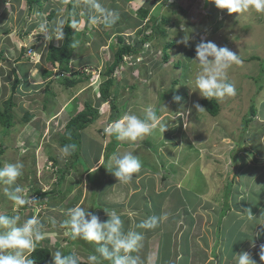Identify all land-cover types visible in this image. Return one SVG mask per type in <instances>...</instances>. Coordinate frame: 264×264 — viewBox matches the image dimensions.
<instances>
[{
    "label": "rangeland",
    "instance_id": "obj_1",
    "mask_svg": "<svg viewBox=\"0 0 264 264\" xmlns=\"http://www.w3.org/2000/svg\"><path fill=\"white\" fill-rule=\"evenodd\" d=\"M72 2L71 12L75 23L77 45L73 51L75 62L72 61L70 66L73 67L72 70L84 72L86 70L85 74L91 77L81 78L78 85L66 87L57 83L56 78L59 77L57 69L50 63H44L45 48H39L41 53L38 54V51L30 58L25 57L26 60L22 58L24 62L27 61L28 71L25 81L22 80L17 86L18 90L14 92L16 101L12 114L14 125L5 130L4 125L0 123V144L2 142L5 145L0 159L3 161L1 166L18 161L23 163V175L18 179V184L25 187L28 194L37 200L32 206L22 207L16 212L14 202L10 201L3 192L5 185L0 184V213L19 214L21 223L33 215H38L48 235L44 240L37 242V246L49 247L52 255L56 250L64 249L79 255L81 250L79 246L65 245L68 236H64L60 224L68 219L66 215L68 208L82 204V207L88 208L93 214H97L98 210L104 211L101 214V221L107 219L106 213L116 210L124 222L125 232L136 231L143 234L142 247L138 252L133 253L140 258L139 264H237L236 255L243 251L235 252V249L245 248L248 243L253 244L255 240H260L256 228L260 219L259 213H262L261 219L264 222V178L257 173L262 171L258 168L264 167V162L261 165L260 159L257 161L256 157L254 158L255 154L252 153H255V149L252 144L249 145L251 143L249 141L254 137L256 139V134L260 132L259 117L264 116V13L249 10L245 13L229 14L226 9H218L212 0H166V3L163 0H100L106 9L113 10L119 15L114 25L103 27V23H91L90 17L98 14L86 6L84 0H72ZM42 3V10L37 7L35 10L34 7L30 13L24 0H7L3 5L0 4V50L2 49L0 108H4L3 101L11 94L13 81L11 69L17 65L14 57L17 56L20 45H26L27 48L33 45L32 49L36 51L35 46L40 47L41 38L47 36H51L55 44L57 40L52 36L55 35L56 22L59 20L65 22L67 18L68 0H47ZM146 6L149 11L143 18L138 13V9ZM50 9L55 11V16L47 19L46 15ZM162 14L170 20L165 24L166 32L153 33L150 42L144 45L136 44L141 37L143 26L145 24L152 26L151 30L147 29V32H152L153 25ZM150 15L156 17L155 22H149ZM42 20L49 22V32L46 35L38 33V24ZM135 21L139 22L138 25L134 24ZM5 27L10 29L8 34L1 32ZM18 34L22 42L17 41ZM117 35H123L125 42L132 44L138 52L126 55V62L114 73L116 76L120 74L119 78L115 76L113 92L116 108L121 115L113 121L127 113L143 118L145 109L152 106L166 124V128L163 133L155 130L143 140L137 141V145L129 146V148L135 147L134 149H126L124 146L126 141L121 142L115 155L123 154L125 153L123 150H128L133 152L143 165L142 159L146 158V155L152 157L147 160L154 163L159 175L165 173L168 177L162 180L159 178V187L165 190L164 186L167 184L173 185L167 188L170 195H172L171 189L175 190L176 187L191 190L190 193L186 190L187 194L183 197L192 207L200 204L202 199H208L202 202L206 207H200L199 211L192 213L193 216L201 215V218L198 217L197 223L191 227V251L189 243L178 244L174 241L168 243L170 235H165V231L161 230L160 224L158 227V223L153 229L139 227L141 221L155 216L154 213L158 210L157 197L149 196L147 198L149 200L142 198L141 187L139 192L127 200V204L107 207L112 203L116 204L111 203V200H118L117 194L113 191L116 186L111 190L110 185L101 196L105 205L96 207L98 193L101 192V188L106 187L103 184L108 175L101 180L102 170L94 171V169H97L96 167L102 162V151L111 139L105 129L113 121L107 120L109 103L98 97L95 83L102 79L99 72H102L104 66L113 59ZM3 37L9 43L3 42ZM168 41L173 44L167 48L169 57L164 61L163 45ZM201 41H211L218 47H227L237 53L241 59L240 64H233L227 72L228 81L236 88V95L226 96L223 99L212 98L220 106L219 113L215 117L204 109L200 102L202 96L198 91H193L196 89L190 83L199 67L193 59L196 56L195 47ZM134 55L138 57L137 67L131 68L128 64ZM250 56L257 58L249 60ZM36 60H40V63H35ZM41 66L42 71H40ZM37 74L40 76L39 81L34 79ZM19 76L21 79L24 78L22 74ZM51 79L53 81L50 84V92L53 94L47 93L46 90L47 82ZM77 94L78 97L75 96ZM175 96L181 99L174 101ZM66 100H70L68 106L64 105ZM86 100L100 109L99 117L84 130L80 143L79 155L92 172L87 178L86 173L79 166L77 170L71 169L65 173L62 181L58 182V168L65 169L69 157L61 156L58 136L64 131L65 122L83 107ZM251 104H254L257 116L255 115L248 123ZM196 105L203 109H197ZM24 110H29L33 116L31 120L23 123L21 118ZM246 123L247 127L244 131L243 126ZM7 131L8 134H5ZM146 143L149 146L145 145ZM144 149L149 150L145 152ZM98 155H100L99 159L94 161ZM142 164L141 172H144L145 167ZM171 172L175 175H170ZM149 174L152 175L151 172ZM109 179H112L111 176ZM144 179L141 180L142 183ZM87 180L93 182L89 184ZM98 181L102 182L92 192L94 187L92 184L94 182L98 184ZM228 181H231L228 197L230 209L224 213L218 223L219 213L225 200L224 188ZM112 182H116V179ZM133 182L131 181L130 184ZM145 185L148 186L149 183ZM36 186L40 187L41 191L52 189L56 191L44 196L41 201V198L38 199L37 196L29 193L30 187ZM127 186H129L127 190L135 187ZM198 190L210 195H194L193 191ZM253 192L259 196L252 197ZM234 196L241 209H236ZM127 205L136 211L127 210ZM178 222L182 223L183 229L177 230L176 236L178 239H184L185 229L190 231V227L186 228V225L190 223L186 218ZM261 229L263 234L264 225ZM160 230V233L157 232ZM151 231L163 235L165 243L157 244L153 241L155 238H148L146 241L148 235L153 233ZM255 244L257 245V242ZM257 246L252 249V255L249 254L254 262H256L254 252L257 251L256 254L261 250L264 252L262 247L264 245ZM95 247L94 242L86 241L85 253L79 256L87 260V257L95 252ZM182 249L190 253H182ZM214 249L218 252L217 256H213ZM200 250L204 251L200 252ZM260 258L264 264V255ZM98 262L102 264L103 260Z\"/></svg>",
    "mask_w": 264,
    "mask_h": 264
},
{
    "label": "clouds",
    "instance_id": "obj_2",
    "mask_svg": "<svg viewBox=\"0 0 264 264\" xmlns=\"http://www.w3.org/2000/svg\"><path fill=\"white\" fill-rule=\"evenodd\" d=\"M6 1L2 0L0 4L3 5ZM24 3L27 6L26 0H24ZM84 3L98 14L90 17L91 23L93 24L103 23L104 26L111 27L119 19L118 13L106 9L100 3V0H84ZM212 3L218 9H226L229 14H240L248 12L249 10L264 13V0H212ZM33 9L34 7L32 11ZM35 10H37L36 6ZM64 25V20L56 22L55 35L52 38L54 37L58 41L64 39ZM72 26L74 27L75 23ZM5 29L6 27L1 31L2 34L9 33L10 29L7 32ZM48 32L49 22L42 20L38 24V33L46 35ZM16 36L17 40L21 42L20 34ZM2 40L3 42L7 41L4 37ZM57 43L55 44L57 45ZM40 46L42 49L45 48V45H41V40ZM22 47L26 50L28 46L21 44L19 52ZM37 52L39 54L42 51L37 49L33 54ZM195 53L196 56L193 60L199 67L196 70L194 78L190 81L196 89L193 91H198L202 97L208 100L211 98L223 99L226 96H235L236 88L234 84L228 81L227 72L233 64L241 63L239 55L227 47H218L211 41H201L198 43L195 47ZM31 55L27 54L26 51L24 52L26 58H30ZM125 56H123L121 64L126 62ZM137 58L135 55L132 56L129 62L130 65L128 64V66L131 68L137 67ZM35 63H40V60H36ZM115 71L113 72V76H116L114 74ZM119 76L120 74L116 78H119ZM100 82L101 80L95 83L97 93ZM91 85L93 86V84ZM180 99L181 97L179 96L173 97L174 101H179ZM196 108L203 109L199 105H196ZM82 109L83 107L78 109L77 113ZM165 128L166 124L157 115L156 109L149 106L145 109V116L143 118L131 113L124 114L121 118L113 121L105 131L108 135L115 136L117 140L136 142L143 140L145 136L152 134L155 130L163 133ZM75 147L74 144L64 145L59 149L61 156H70ZM111 160L112 165H110L109 171L116 178V181L122 184L130 183L134 174L139 173L141 170V161L132 152L113 155ZM23 169L24 165L19 161L16 163H5L3 166H0V184L5 185L3 192L10 201L14 202V211L16 212L22 207L32 206L37 200L28 194V190L25 187L18 184V179L23 175ZM66 215L68 219L62 221L60 224L62 233H64V236H68L67 241L66 239L64 240L66 241L65 245H74L71 242L76 239L94 242L96 245L95 252L85 260L88 264H101L98 262L100 260H103L102 264H105L104 261H108L109 264H139L140 258L133 255V253L138 252L142 247L143 234L136 231L125 232L123 230L124 222L116 210L106 213L107 219L101 221L88 208L82 207V204H77L68 208ZM157 223L158 218L156 216H150L141 221L139 227L153 229L157 226ZM47 235L48 233L44 231V225L41 223L38 215H33L21 223V216L19 214L7 215L0 213V264H34V261L29 257L36 250L37 242L44 240ZM76 246L81 248V250L79 249V255H83L85 253L84 248L81 245ZM79 255L75 252L65 255L62 250H56L52 255V264H81V260L84 257H80ZM262 255H264V252H262ZM236 256L238 257L237 264H255L248 252H241Z\"/></svg>",
    "mask_w": 264,
    "mask_h": 264
},
{
    "label": "trees",
    "instance_id": "obj_3",
    "mask_svg": "<svg viewBox=\"0 0 264 264\" xmlns=\"http://www.w3.org/2000/svg\"><path fill=\"white\" fill-rule=\"evenodd\" d=\"M42 1L45 2L47 0H26L27 11L30 13L32 11V8L35 6L42 10L43 8ZM163 2L166 3V0H163ZM72 5H73L72 0H68L67 6L70 12L68 11L67 16H66L67 18L65 20V25L63 26L64 39L62 41H58V44L56 45L54 44V41L51 40V36L41 38V45H45V52L43 55L44 63H50L54 68L57 69V73L59 77L56 78L57 79L56 81L62 85L64 84V86L66 87H72L74 85H78L79 81H81V78L89 79V76H90V75L85 74L86 71L84 72L80 70H72L73 67L70 66V63L72 61L75 62V57H74L75 55L73 51L75 50L76 45H77V42L75 39L76 30H74V27L72 26L74 23L72 19V12H71ZM148 11H149V8H147V6L140 7L138 9V13L143 18L148 14ZM54 16H55V11L53 9H50L47 14V19L54 18ZM160 17L161 18L158 21H156L155 16L150 15L148 17L149 22L156 21L155 25H153V30L152 32L150 31L147 33L146 30L148 28H150L151 30L152 26L145 24L140 32L141 37H139V40L138 42H136V44L144 45L145 43H148L152 40L153 33L164 34L166 32L165 24L170 21L169 17H166L164 14H162ZM87 21L88 19L86 18V22ZM135 23L136 25H138L139 22L135 21L134 24ZM103 27H106V26L103 25ZM8 30L9 28L6 27L5 31L7 32ZM23 33L27 34V32H23ZM82 33L84 34V31ZM116 43H117L116 49L113 52L112 61L104 66V70L102 72L101 71L99 72V74L102 76V79L98 87V97L102 99L103 101H106L109 103V111H108V118H107L108 121H113L114 119H116L117 117L121 115L120 111H118V109L116 108V103H115V94L113 92V87L115 85V76H113V72L122 63L124 55H133L136 52H138V49L132 46V44L125 42V37L123 35L116 36ZM172 44H173L172 42L168 41L167 43L163 45L164 53L162 55V58L164 61L167 60V58L169 57L167 53V48L170 47ZM24 52H25V48L22 47L21 51L18 53L16 57L17 61H23L22 58L24 56ZM0 56H1V52H0ZM256 58H257L256 56H250L248 59L250 60V59H256ZM56 62H58V65H56ZM18 67H19V71L16 69V67H13L11 69V73L13 75V81L11 84V94L3 101L4 108H0V123L4 125L5 130L11 128L14 125V122L12 119L13 107L16 106V101L14 99L15 97L14 92L16 91L17 86L21 84L22 80L25 81L26 73L28 71L27 63L24 61L20 63ZM42 70H43V67L40 71ZM19 74H22L24 78L21 79V76H19ZM44 74L46 76V73ZM52 81H53L52 79L49 80L46 86L47 93L49 94H53V92H50V84L52 83ZM200 102L203 105L204 109L211 116L215 117L218 115L220 106L218 102H216L214 99L211 98L210 100H208L202 97ZM254 107H255L254 104L250 105L251 112L248 116V120H247L248 123L256 115ZM44 108H46L45 105H44ZM99 112H100V109L98 107L93 105L89 100H86L83 103V109L79 111L77 114H75L74 116H71L66 121L64 131L58 136V144L60 147H63L64 145H68V144H74L76 147L74 150H72V154L69 156L70 158L66 163L65 169L60 168V167L58 168V172H57V175L59 174L58 182L62 181L65 173L69 172L71 169L77 170L79 166H81L82 171L86 173L87 178L89 177V174L92 172L90 170V167L89 166L87 167L83 163L82 158L79 155L80 143L83 137V131L87 128V126H89L99 117ZM32 116H33L32 112H30L29 110H24L21 121L23 123L28 122L29 120H31ZM246 127H247V123L246 125L243 126L244 131L246 130ZM8 132L9 131H7L5 134H8ZM120 143L121 141L117 140L115 136H111L109 143L105 145L102 151V157H103L102 162L99 164V166L96 169V170H102L103 178H101V180L105 179L107 175H110L111 172L109 171V169H110V163H112L111 156L117 154V151H118L117 146L120 145ZM131 145L132 146L137 145V141L136 142L126 141L124 146H126V149H127V147ZM145 145H148V144L146 143ZM134 148H131V149H134ZM4 150H5V145L1 142L0 154H2ZM99 157L100 155L94 158V161H97ZM232 158H234L233 155H232ZM54 161L56 162L55 159ZM142 161L144 162L147 160L142 159ZM2 162H3L2 159H0V166ZM162 177L164 178L165 176H162ZM87 181L89 182V184L93 182L89 180ZM98 182H99L98 184L95 182L92 184L94 185L92 192L95 191L97 186L102 181H98ZM230 187H231V181H228L224 188V199L225 200L221 208V211L219 213L220 220L218 221V223H220L222 217L225 215L224 213H226L230 209L229 207L230 204L228 203ZM55 191L56 189H52L49 191H41L40 187H37V186L30 187L29 189V193L33 196H37L38 199L41 198V201L43 200L44 196L49 195ZM217 238L218 237H216V239ZM71 243H73L74 245H81L85 250L86 240L76 239V240H72ZM62 252L65 255L71 254V252L65 249L62 250ZM217 254L218 252H216L214 249L213 256H217ZM29 258L34 261V264H52L51 250L47 246H43V247L36 246V250L30 255ZM104 263L109 264V262H105V261ZM81 264H88V262L82 259Z\"/></svg>",
    "mask_w": 264,
    "mask_h": 264
},
{
    "label": "crops",
    "instance_id": "obj_4",
    "mask_svg": "<svg viewBox=\"0 0 264 264\" xmlns=\"http://www.w3.org/2000/svg\"><path fill=\"white\" fill-rule=\"evenodd\" d=\"M57 42H58V40H57ZM5 43L7 44L9 42L6 41ZM40 47H36V50L39 49ZM18 53H19V51H18ZM18 53L16 55H18ZM16 57L17 56H15L14 58L16 59ZM24 58H25V56H24ZM22 62L23 61H17V65L14 66V67H16V69L18 71H19V67L18 66ZM27 70H28V65H27ZM38 75L39 74H37L35 76V78L34 77L33 78L36 79V80H38L39 77H40ZM58 84H60V83H58ZM78 95L79 94H77L75 96L78 97ZM71 96H73V94ZM64 102H66L65 104L63 103L64 105L67 104V106H68L70 104V100L69 101L66 100ZM259 125H260V127H259L258 130H260V132H258L256 134V139L254 137L251 141H249V142H251L249 145L252 144V147L255 149V153H252V154L253 155L255 154L254 158L256 157V160L257 161H258V159H260V162H261V165H262V163L264 162V116L263 117H259ZM98 127L101 128V126H99V125H98ZM121 142H123V141H121ZM117 147H119V145ZM128 148H129V146L127 147V149ZM148 150L149 149H144L145 152H147ZM123 152H129V151L128 150H125V151L123 150ZM259 156H261V157H259ZM250 157H251V155L248 156V158H250ZM150 158H152V157H148L146 155V158H144V159L147 160V159H150ZM143 166L145 167L143 169L144 172H141V170H140L139 173L134 174V180H132V181H134L133 184H130V183H128V184H122L119 181H116V182H112L111 183V181H113V179H116V178H113L114 176L112 175V173H110V175H108V177L104 181V184L102 183L106 187L104 188L102 186L103 188H101V192L99 191V193H98V196L99 197L97 196L96 207L97 208H100L102 206V204H104L101 196L104 194V192L107 191L108 186H110V185L112 186L111 187V190H112V188H114L116 186L115 187L116 189L114 188L113 191L117 194L116 196L118 197V200L117 201H112L111 198H110L111 203L114 202L116 204H113L112 203L110 206H107L106 205L107 207H113L115 205L118 207L119 204H127V200H129V198H131V196L133 194H135L136 192H139V188L141 187L142 188V191H143L142 192V198L144 197V198H146V200H149V199H147L149 196H151V197H154V196L157 197V199H156L157 201L155 199H154V201H156V208L158 210L154 213V215L157 218H159V220H158V227H159V224H160L161 230H164L165 231V235H167V234L170 235L169 236V239H168V243L171 242V241H174V243H178V244H180V243H189V250L191 251L192 250L191 249V246H190V243H191V240H192L190 238V237H192L191 236V227L194 226L193 225L194 223H197V220H198L197 218L198 217L201 218V215H198L196 213L197 216H193L192 213H195V211L196 212L199 211L200 210V207L201 208L206 207V205L205 204H202V202L203 201H206L208 199L207 198L206 199H202L200 204H197L196 207H192L189 203H186L185 198L183 197V196H185V194H187L186 193V190L187 189H182L180 187H176L175 190L171 189L172 190V195H170L168 193L169 190L167 188H169V186H173V185H168L167 184L166 186H164L165 190H168V191L162 190L159 187L160 186L159 185L160 184L159 178L161 180L162 179H165V178H168L167 175H164L165 173L164 174L161 173L159 175L158 168H156V166H154V163L152 161H148V160L147 161H144V165ZM258 169H262V171H258L257 173L259 175H261L260 177L264 178V167H259ZM150 172L152 173V175L149 174ZM173 173L174 172H171L170 175H172ZM255 174H256V172H255ZM174 175L175 174H173L172 176H174ZM109 176H111V178H112L111 180L109 179ZM162 176H165V177L163 178ZM143 179H144V183L141 182V180H143ZM260 180H261V184H262V179L260 178ZM164 182H165V180H164ZM146 183H149V185L146 186L145 185ZM168 183L170 184L171 182H168ZM127 185H131V187L133 185L135 187L129 189L130 190L129 191V190H127L129 188V186H127ZM136 187L138 188V190H136ZM187 191H188V193H190L191 190H187ZM193 192H194V195H203V194L204 195H210V193H207V192H205V193L199 192V190L198 191H193ZM107 193H106V195L108 196ZM251 196L256 198L257 196H259V194L253 192ZM234 199L236 200V203H237L238 201L235 198V196H234ZM159 200H160V203H159ZM236 209H241L239 207V203H237V208ZM127 210H129L131 212L136 211V209L134 210V209L128 207V205H127ZM97 212L98 213L97 214L95 213V215H97L99 218H101V214L104 213V211L98 210ZM258 215H259L258 217H260V219L258 220V224L256 225V228L259 231L257 233V236L260 237V240H258L257 238H255V239H257L255 241L257 242V245H264V233L262 234V229H261V226L264 225V222H263V219H261L262 213H259ZM181 217H183V219ZM184 218H186V221L188 220L189 223H190V224H187L186 225V228L187 227H190V231H188V230L185 229V231H186V232L184 231L185 238L184 239H181V238L178 239L177 236H176L178 234L177 230L178 231H182L181 229H183L182 228V223H179L178 221H181V220L184 221ZM176 221H177V223H175ZM167 222H168V224H167ZM174 223H175V225H174ZM161 230L160 231H157V232L160 233ZM151 232H153V233H150L148 235L149 237L146 238V241H147L148 238H150V239L155 238V240H153V241L157 242V244H162L163 245L165 243V239H163L164 238L163 235H159L156 231H151ZM223 241H225V240H223ZM152 243H154V242H152ZM255 243H253V244L248 243L247 244V247H245V248L244 247H237V249H235V252H238L240 250L243 251V252H247L248 249L251 247V249H249V251H248L249 254H251L252 249L255 248V246H256V248L258 247ZM154 244H156V243H154ZM244 244H245V242H244ZM201 251H204V250H200V252ZM181 252L182 253H187L186 251H183V249L181 250ZM256 252L257 251L254 252V257H255V261H256L255 264H257V263H259V264L261 263L262 264L263 263V260L260 258V256L262 255V252L263 251L262 250L261 251H258L259 254H256ZM188 253H190V252H188ZM155 254H156V250H155V252H153V255L154 256H155ZM200 258H204V256H200ZM257 259H258V261H257Z\"/></svg>",
    "mask_w": 264,
    "mask_h": 264
},
{
    "label": "built area",
    "instance_id": "obj_5",
    "mask_svg": "<svg viewBox=\"0 0 264 264\" xmlns=\"http://www.w3.org/2000/svg\"><path fill=\"white\" fill-rule=\"evenodd\" d=\"M27 54H33V49L32 48H27Z\"/></svg>",
    "mask_w": 264,
    "mask_h": 264
},
{
    "label": "water",
    "instance_id": "obj_6",
    "mask_svg": "<svg viewBox=\"0 0 264 264\" xmlns=\"http://www.w3.org/2000/svg\"><path fill=\"white\" fill-rule=\"evenodd\" d=\"M22 42V41H21ZM56 65H58V62H56Z\"/></svg>",
    "mask_w": 264,
    "mask_h": 264
},
{
    "label": "bare ground",
    "instance_id": "obj_7",
    "mask_svg": "<svg viewBox=\"0 0 264 264\" xmlns=\"http://www.w3.org/2000/svg\"><path fill=\"white\" fill-rule=\"evenodd\" d=\"M40 10H41V9H40ZM29 34H30V33H29ZM32 47H33V46H32ZM32 47H31V48H32ZM33 51H34V50H33Z\"/></svg>",
    "mask_w": 264,
    "mask_h": 264
}]
</instances>
